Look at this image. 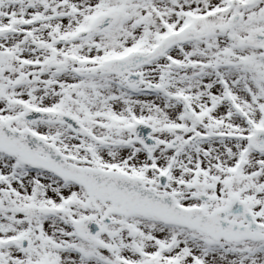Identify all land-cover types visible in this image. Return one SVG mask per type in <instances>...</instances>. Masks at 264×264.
<instances>
[{
	"label": "snow or ice",
	"instance_id": "snow-or-ice-1",
	"mask_svg": "<svg viewBox=\"0 0 264 264\" xmlns=\"http://www.w3.org/2000/svg\"><path fill=\"white\" fill-rule=\"evenodd\" d=\"M0 264H264V0H0Z\"/></svg>",
	"mask_w": 264,
	"mask_h": 264
}]
</instances>
